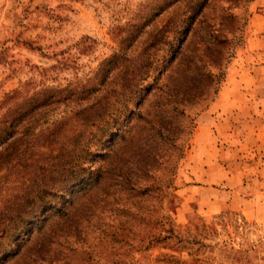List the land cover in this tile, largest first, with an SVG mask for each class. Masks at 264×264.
<instances>
[{"label":"rangeland","instance_id":"374dc122","mask_svg":"<svg viewBox=\"0 0 264 264\" xmlns=\"http://www.w3.org/2000/svg\"><path fill=\"white\" fill-rule=\"evenodd\" d=\"M253 60L264 0H0V264H264Z\"/></svg>","mask_w":264,"mask_h":264},{"label":"crops","instance_id":"0c3cea01","mask_svg":"<svg viewBox=\"0 0 264 264\" xmlns=\"http://www.w3.org/2000/svg\"><path fill=\"white\" fill-rule=\"evenodd\" d=\"M256 16H260L259 13H256ZM257 27H258V25H257ZM258 37L263 39V35H261V34H259V35L254 34L253 35V38H258ZM247 41H248V45L244 50L246 52L247 56L257 57L258 52L254 51L253 49H250L248 47L250 45L249 41H251V38L249 37L247 39ZM253 61L254 62L251 64H249V63L243 64L241 66L242 70L246 71L247 74H249V75H251V73L252 74H255L257 72L259 73V71H260L263 73L262 78L264 80V61H261V60H259V61L253 60ZM259 87L264 89V84H227L226 86H224L222 88L223 92L222 91L219 92L217 100L221 99L225 94L226 99L229 102H231L232 104H235L237 102V101H235L237 99V97H235V96H239L242 99V101H241L242 104H246V105H250V106L252 104H255V103L264 104V97L259 96L260 97L259 98L255 95L256 93H254L255 90H257ZM230 96H231V101H230ZM250 117H252V119H254V120H261V118H262V120L264 121V114L259 113V112L257 114H255L254 116H250ZM209 119L212 122L209 123L208 122V121H210ZM199 122L201 125L211 124L214 126H217L220 123L219 120H217L215 118V115L202 116L201 119L199 120Z\"/></svg>","mask_w":264,"mask_h":264},{"label":"trees","instance_id":"16d2710c","mask_svg":"<svg viewBox=\"0 0 264 264\" xmlns=\"http://www.w3.org/2000/svg\"><path fill=\"white\" fill-rule=\"evenodd\" d=\"M0 131H4V130L0 129ZM74 146L77 147V144H75ZM75 150L76 148H72L70 150V153L71 154L74 153ZM67 164H71V166L67 168L69 173L74 174V172L79 170L76 168L78 164L77 160L75 162L69 161L67 162ZM55 185L56 183L54 181H50V179L41 180L39 183L33 182L29 184L28 190H25V192L23 193V199L25 201L26 207H29V204L32 203L33 200H36V203H41L43 198H45V196L51 194L55 190Z\"/></svg>","mask_w":264,"mask_h":264}]
</instances>
